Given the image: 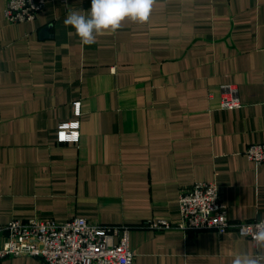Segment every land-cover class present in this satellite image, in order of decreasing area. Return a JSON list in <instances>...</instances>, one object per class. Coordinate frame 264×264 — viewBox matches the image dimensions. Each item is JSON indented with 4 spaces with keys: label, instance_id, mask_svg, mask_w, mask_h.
Segmentation results:
<instances>
[{
    "label": "crops",
    "instance_id": "obj_1",
    "mask_svg": "<svg viewBox=\"0 0 264 264\" xmlns=\"http://www.w3.org/2000/svg\"><path fill=\"white\" fill-rule=\"evenodd\" d=\"M0 0V227L84 217L131 226L134 264H231L255 254L235 229L155 230L181 220V191L213 181L232 221L264 217V0H156L84 45L64 20L91 0H46L10 23ZM239 88L226 109L221 86ZM81 100V141H57ZM6 233H0V246ZM0 264H46L33 256Z\"/></svg>",
    "mask_w": 264,
    "mask_h": 264
},
{
    "label": "built area",
    "instance_id": "obj_2",
    "mask_svg": "<svg viewBox=\"0 0 264 264\" xmlns=\"http://www.w3.org/2000/svg\"><path fill=\"white\" fill-rule=\"evenodd\" d=\"M46 0H7L5 18L10 23L33 21L46 8ZM223 108L242 106L239 88L226 83L221 86ZM74 118L58 126L59 143L78 144L81 139V100L72 103ZM247 156L257 164L264 162V144L249 145ZM181 220L173 222L166 218L150 220L146 226L155 230H217L223 234L235 229L254 241L255 220L232 221L228 206L221 199L220 187L213 181H198L181 191L179 198ZM131 226L126 224H102L90 222L84 217L66 221L53 218L12 220L0 227L5 232L0 246V261L7 257L33 256L46 264H134L136 252L130 246Z\"/></svg>",
    "mask_w": 264,
    "mask_h": 264
},
{
    "label": "clouds",
    "instance_id": "obj_3",
    "mask_svg": "<svg viewBox=\"0 0 264 264\" xmlns=\"http://www.w3.org/2000/svg\"><path fill=\"white\" fill-rule=\"evenodd\" d=\"M155 4L156 0H91L87 15L71 11L64 24L74 28L82 44L89 45L99 35L115 33L125 21L140 24L147 22ZM253 227V246L257 252L238 253L231 264H264V220Z\"/></svg>",
    "mask_w": 264,
    "mask_h": 264
}]
</instances>
